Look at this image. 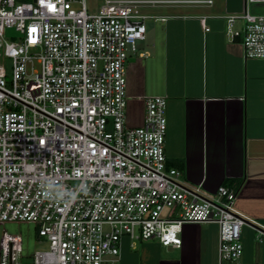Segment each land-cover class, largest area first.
<instances>
[{"label": "built area", "instance_id": "obj_1", "mask_svg": "<svg viewBox=\"0 0 264 264\" xmlns=\"http://www.w3.org/2000/svg\"><path fill=\"white\" fill-rule=\"evenodd\" d=\"M165 4L213 1L105 0L90 13L86 0H0V224H36L49 248L31 264H118L125 240L181 248L189 224L219 227L218 264H251L244 226L264 241L236 190L205 197L168 166L165 97H144V124L127 123L128 58L145 21L166 20L143 9ZM223 19L245 60H264V0ZM21 245L4 232L0 264H23Z\"/></svg>", "mask_w": 264, "mask_h": 264}, {"label": "crops", "instance_id": "obj_2", "mask_svg": "<svg viewBox=\"0 0 264 264\" xmlns=\"http://www.w3.org/2000/svg\"><path fill=\"white\" fill-rule=\"evenodd\" d=\"M212 1L211 7H151L166 20L148 36L147 29L128 58L127 123L144 124V97H165L168 166L182 172L185 186L201 185L205 197L221 186L236 190L238 211L264 228V60H245L241 38L231 42L226 35L223 17L244 11L245 0ZM203 15L210 17L208 33L198 19ZM256 234L242 228L243 259L264 264V241ZM181 239V248L125 240L118 264H218L217 225H186Z\"/></svg>", "mask_w": 264, "mask_h": 264}, {"label": "rangeland", "instance_id": "obj_3", "mask_svg": "<svg viewBox=\"0 0 264 264\" xmlns=\"http://www.w3.org/2000/svg\"><path fill=\"white\" fill-rule=\"evenodd\" d=\"M23 2H29L33 0H21ZM105 0H86L88 10L90 13H97ZM75 8H78L79 5H74ZM159 7V6H157ZM156 8V7H155ZM148 8L143 9L145 14H148L151 17H154L159 13L158 9ZM151 9V10H149ZM243 10L238 14H242ZM158 22H155L153 18L145 21V25L148 29L147 36L149 35L151 28L157 26ZM239 23H242L239 21ZM241 26V24H238ZM8 36L16 34L15 31L9 30L7 32ZM153 87L150 86V91ZM157 89V88H156ZM154 90V89H153ZM150 96V95H149ZM4 232H7L11 236H20L22 239V253H23V264H31L33 261V255L36 252L45 251L49 248V244L44 239H38L37 237V226L34 223H21V222H8L4 225L0 224V257H1V247H2V236ZM139 243V242H138Z\"/></svg>", "mask_w": 264, "mask_h": 264}, {"label": "water", "instance_id": "obj_4", "mask_svg": "<svg viewBox=\"0 0 264 264\" xmlns=\"http://www.w3.org/2000/svg\"><path fill=\"white\" fill-rule=\"evenodd\" d=\"M37 237H38V229H37Z\"/></svg>", "mask_w": 264, "mask_h": 264}]
</instances>
